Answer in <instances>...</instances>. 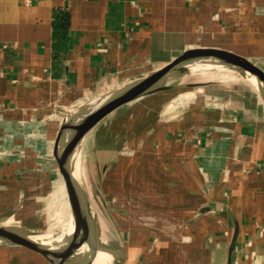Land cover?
Returning <instances> with one entry per match:
<instances>
[{"label":"crops","instance_id":"1","mask_svg":"<svg viewBox=\"0 0 264 264\" xmlns=\"http://www.w3.org/2000/svg\"><path fill=\"white\" fill-rule=\"evenodd\" d=\"M191 47L264 69V0H0V225H44L58 111ZM251 90L253 114L207 89L158 106V91L84 136L97 248L84 264H264V100ZM99 248L111 257L95 262ZM0 264L50 263L0 243Z\"/></svg>","mask_w":264,"mask_h":264},{"label":"water","instance_id":"2","mask_svg":"<svg viewBox=\"0 0 264 264\" xmlns=\"http://www.w3.org/2000/svg\"><path fill=\"white\" fill-rule=\"evenodd\" d=\"M213 60H219L218 62L231 65L229 66L231 68L241 71L246 70L264 82V69L257 62L238 51L223 47H191L185 49L165 65L156 68L147 74V76L121 88L117 91V94L98 105L89 114L78 119L79 121H75L70 125H63L56 138L54 156L65 181L75 221L74 242L69 250L60 255H55L26 232L8 225H0V236L6 239V241L0 243L26 247L40 255L50 264H81L87 251L83 246H88L89 250L92 243L91 239L93 238L91 223H89L86 208L84 207L76 183L72 178L68 163L74 150L77 149L76 147L81 140L93 127L119 107L149 93L171 88L172 85L162 83L170 73H174V71H186L189 69V65L194 62H209ZM236 242L237 238L235 237L232 241V248L236 247Z\"/></svg>","mask_w":264,"mask_h":264},{"label":"rangeland","instance_id":"3","mask_svg":"<svg viewBox=\"0 0 264 264\" xmlns=\"http://www.w3.org/2000/svg\"><path fill=\"white\" fill-rule=\"evenodd\" d=\"M223 69H227V70L223 71ZM153 70H155V69H153ZM227 71H230V74H231L230 78H229V76H225L228 78L224 79L223 77H221L222 76L221 73H226ZM150 72H152V71H150ZM145 76H147V74ZM138 79H140V76L137 79L135 78V79L127 80L126 82L119 84V86L116 88H119L120 86L125 87V86L131 84L132 82H135V80H138ZM222 79H224V80H222ZM162 83L170 84V85H172V87L167 89V90H163L164 93H163L162 97L161 98L159 97L158 100H155V103H158V106L165 104V103H172L173 101L178 102V100H180V99H187V101L190 98L198 100V97L200 95H197V93L199 92V90L207 89V90L211 91V89H216L214 87L215 85H219V84L237 85V84L242 83L245 85L247 84L248 87H250V88H255L256 90H258L255 83H252L248 79V77L245 76V73L243 71L235 69V68H231V67L228 69L225 66H218L217 64L208 65L206 67H198L196 69L189 67V69H187L186 71H174V73H170L163 80ZM202 85H208V86L202 87ZM258 92H259V90H258ZM153 93L155 94L156 92H152V93H149L147 95H152ZM97 96H99V95L97 94L96 96L84 97V98L80 99L79 101H77V103L73 104L72 106H69L70 108L75 109L72 112H68V111L64 110V113H62L61 110L58 111V114H60V116H61V122L58 124V126H59L58 133L61 130V127L63 125H67V124L70 125L71 123H73L77 120L76 117H74L72 115L73 113H75V111H79L80 109H85L84 106L87 105L88 102L97 98ZM262 99H263V97H262ZM131 111L134 112L133 106L127 105L124 108H122V110L117 111L115 114H112L111 118H109V119H112V117L114 115H116L115 118L117 116L120 117L123 115L128 116L130 113H132ZM70 113H72V114H70ZM108 121L109 120H106V123ZM99 127L100 126H96V128H94L92 130V133H96L98 131ZM89 141H92L90 136L86 139L87 145H88ZM79 147L82 148V145ZM82 158L80 159L81 167L85 168V150L82 152ZM82 168H81V170H82ZM86 168L83 172L81 171L82 181L80 183L81 186H80V190H79V193H80V196H81V199H82L84 205H87L88 190L91 192L92 189L86 188L84 181H83V177L86 180L92 179V178L94 179V177H95V175L93 173H88L86 171ZM73 175L75 176V178H77V173H76L75 167L73 169ZM58 177H59V180L61 182L60 186L56 187L54 189V191L52 192V199H51V197H49V199L47 198V201L43 205V207H44L43 211L45 212L43 214V216L45 217L44 219H46V220L42 221V222H44V225L39 226L37 223L36 225L32 224L33 229H30V230L24 229V228H17V229H20V230L28 232V233H38L40 231H50V232H53L55 234H63V233H69L72 230H73L72 231L73 233L75 232V224H74L75 221H74V218L72 215V211H71V207H70L71 204L69 202L65 181L63 179V176L60 174V172H59ZM91 223H92V224H90L91 228H94V226H95L94 223L93 222H91ZM10 225H12V224H10ZM94 243H95V247H96V239L95 238H94Z\"/></svg>","mask_w":264,"mask_h":264},{"label":"bare ground","instance_id":"4","mask_svg":"<svg viewBox=\"0 0 264 264\" xmlns=\"http://www.w3.org/2000/svg\"><path fill=\"white\" fill-rule=\"evenodd\" d=\"M219 61V60H218ZM218 61H209V62H203V61H198V62H194L193 64H190L189 67L196 69L198 67H206L208 65H213V64H217L218 66H225L228 69L230 68L229 66L231 65H226L225 63H221ZM217 62V63H216ZM226 71L227 69H223V71ZM245 73V76L248 77V79L252 82L255 83L256 87L259 90V94L261 97H263L264 99V82L260 80V78H258L256 75L252 74V73H248V71H243ZM224 79L228 78L225 76H229L230 78V71H227L226 73H221ZM222 79V80H224ZM121 88H123L122 86H120L119 88H116L114 90H111L107 93L101 94L99 96H97V98L93 99L92 101L88 102L87 105H85V109H80L79 111H75V113H70L72 114L74 117H76V121H79L78 119L82 116L84 117L85 115L89 114L90 112H92L93 109H95L96 107H98V105L102 104L103 102H105L107 99L111 98L113 95L117 94V91H119ZM186 100V99H185ZM182 102V100H181ZM79 109V108H78ZM75 110V109H74ZM81 117V118H82ZM80 147L78 146V149H76L73 152V155H71V157L69 158V165H70V172L72 175V178L74 180V182L76 183V186L78 188V190H80V186H81V181H82V174H81V163H80V159L81 157V152H80ZM83 159V158H82ZM71 161L73 162L75 169H76V173H77V178H75V176L73 175V170H72V165H71ZM59 195V194H58ZM84 207L86 208V205H84ZM88 209H86L87 211ZM87 216L89 218V212H87ZM89 223H91V220H89ZM75 224V223H74ZM92 224V223H91ZM74 227V226H73ZM73 231V230H72ZM72 231H70L69 233H63V234H55L53 232L50 231H40L38 233H28L30 237H32L34 240H37V242L41 243L42 245H44V247L50 251L51 253L55 254V255H60L66 251L69 250V248L71 247V245H69L68 243L74 242V236H75V232L73 233ZM25 232V231H24ZM92 240V245L90 246V249L85 252V256L82 259L83 261L81 262L82 264H84L85 262H88L89 258L92 256L93 252L96 251V247H95V243ZM6 241L5 238L0 236V242ZM85 247V245L83 246ZM80 250V249H79ZM110 254L111 257V252L108 251L107 249H103V248H99L96 252V257H95V262L104 260L105 258L108 257V255ZM94 259V258H93ZM93 262V263H95Z\"/></svg>","mask_w":264,"mask_h":264},{"label":"trees","instance_id":"5","mask_svg":"<svg viewBox=\"0 0 264 264\" xmlns=\"http://www.w3.org/2000/svg\"><path fill=\"white\" fill-rule=\"evenodd\" d=\"M216 89H211L208 90L210 93L213 94H218V95H222L225 96L226 99L230 100L232 102L233 107L232 110L234 111L235 114H238L239 109L238 107H240L241 103H243V105H245V109L249 110V112H251L250 114L254 113L255 110V92H253L251 90L250 87H248V85L242 87V86H238V85H226V84H219V85H215L214 86Z\"/></svg>","mask_w":264,"mask_h":264},{"label":"built area","instance_id":"6","mask_svg":"<svg viewBox=\"0 0 264 264\" xmlns=\"http://www.w3.org/2000/svg\"><path fill=\"white\" fill-rule=\"evenodd\" d=\"M27 1H30V0H27Z\"/></svg>","mask_w":264,"mask_h":264}]
</instances>
